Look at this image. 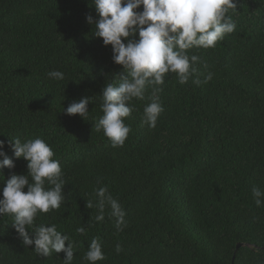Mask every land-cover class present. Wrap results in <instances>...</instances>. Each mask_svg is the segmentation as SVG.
<instances>
[{"label":"trees","instance_id":"16d2710c","mask_svg":"<svg viewBox=\"0 0 264 264\" xmlns=\"http://www.w3.org/2000/svg\"><path fill=\"white\" fill-rule=\"evenodd\" d=\"M233 2L234 32L214 48L188 50L199 57L188 82L165 75L156 127L142 120L148 87L131 102L124 146L113 148L94 130L103 114L97 95L127 73L92 36L94 0H0V140L15 163L3 174H27V161L8 147L15 137L44 139L64 173L65 202L38 214L30 235L55 224L74 243L73 264H89L93 238L105 255L97 264H264V206L252 195L254 186L264 191V0ZM57 70L64 80L48 77ZM84 97H94L87 121L67 115ZM102 186L125 213L121 231L107 205L104 220L95 219ZM12 223L0 217V264H64L63 252L25 248Z\"/></svg>","mask_w":264,"mask_h":264},{"label":"clouds","instance_id":"9594fccd","mask_svg":"<svg viewBox=\"0 0 264 264\" xmlns=\"http://www.w3.org/2000/svg\"><path fill=\"white\" fill-rule=\"evenodd\" d=\"M234 6L233 0H94L98 19L92 15L86 17L87 23L94 26L92 36L102 38L105 47L111 46L113 62L123 66L127 73L118 83L107 81L101 94L97 95L103 114L95 122L94 130H102L113 148L123 147L131 131L125 123L134 111L131 102L143 100L148 87L152 88L151 102L144 107L142 120L155 128L163 111L157 94L162 91L159 86L164 84L165 75L175 73L178 82L186 84L199 61L197 55L189 56L188 50L214 48L226 34L234 32L236 24L226 15L228 8ZM141 7L143 10L138 11ZM47 75L56 81L65 79V74L58 70ZM205 79L211 80L212 74ZM93 99L84 97L72 102L66 114L79 115L87 121L88 105ZM8 147L16 159L27 161L28 170L27 174L13 172L5 178L3 169H14L15 163L6 154L4 141L0 140V183L4 185L0 188V217L9 215L13 218L12 226L25 248L35 245L34 252L42 257L63 252L66 254L64 264H73L74 243L68 235L58 231L55 224H41L31 231L32 235L29 232L38 214L59 209L66 200L60 161L39 137L23 142L15 137ZM252 195L257 207L264 206L261 200L264 191L254 186ZM96 196L99 214L95 219L104 220L107 205L111 209L110 215L117 218V230L121 231L125 213L118 200L109 194L106 186L97 188ZM87 207L91 208L92 204L88 202ZM85 231L83 226L77 228L80 234ZM121 251V246L117 245V254ZM84 259L89 264L105 259L98 238L91 240Z\"/></svg>","mask_w":264,"mask_h":264},{"label":"water","instance_id":"95a60500","mask_svg":"<svg viewBox=\"0 0 264 264\" xmlns=\"http://www.w3.org/2000/svg\"><path fill=\"white\" fill-rule=\"evenodd\" d=\"M242 246H245L244 244H238L237 248H240Z\"/></svg>","mask_w":264,"mask_h":264}]
</instances>
